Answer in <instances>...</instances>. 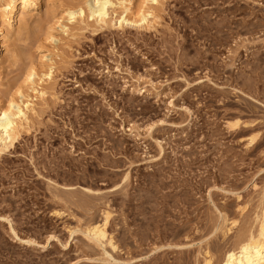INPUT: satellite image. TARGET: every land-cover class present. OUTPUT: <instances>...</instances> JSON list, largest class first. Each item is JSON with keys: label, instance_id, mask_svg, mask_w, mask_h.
<instances>
[{"label": "rangeland", "instance_id": "1", "mask_svg": "<svg viewBox=\"0 0 264 264\" xmlns=\"http://www.w3.org/2000/svg\"><path fill=\"white\" fill-rule=\"evenodd\" d=\"M85 2L42 0L1 43L0 104L27 118L0 264H221L264 207V0H161L133 26L67 15ZM32 62L50 74L27 86ZM107 211L114 247L85 234Z\"/></svg>", "mask_w": 264, "mask_h": 264}, {"label": "bare ground", "instance_id": "2", "mask_svg": "<svg viewBox=\"0 0 264 264\" xmlns=\"http://www.w3.org/2000/svg\"><path fill=\"white\" fill-rule=\"evenodd\" d=\"M41 2L42 0H0V18L3 19L7 28L6 34L3 36V39L0 40V47L1 43L4 45L6 38L10 36V34L14 33L16 30L22 32L25 26H27V16H29V11L31 9H39ZM160 2L161 0H87V2H85L86 4L80 5L77 10H67V15H69L71 19H74L76 16L85 17L87 15L88 17H92L99 26H105L108 23L113 24V19L115 20L118 14L112 19L111 15L120 10V16L117 18L120 25L124 23L132 26L142 25L147 21L148 10H146V8L153 7ZM83 19L85 18H82V20ZM15 22H18V26H15ZM59 25H61V23ZM52 32L53 27L49 25L47 28V38L52 36ZM45 57L46 56L44 55L43 58ZM42 69L43 67L41 68L32 62L26 70L24 83L27 86H31L33 82L36 81V76L39 77L41 75L43 77V75L48 76V74H50L48 72L49 69L47 71L48 74L45 69V72ZM21 88L22 87H19L18 94H22ZM8 101V103L6 102L7 104H0V156L3 152H6V150L13 146L19 136V121L22 118H27V111L21 108L19 103H17L18 101L16 102L14 98H11ZM238 124L239 121L234 123V125ZM253 141L254 138L251 139L250 143ZM103 215V220L89 225L85 229V234H87L90 240L96 242V244H110L114 247L113 238L109 237L107 231L110 213L107 211ZM236 221L232 220L233 226L234 224H237ZM257 223V227L254 230H251L250 232L247 230L249 233L246 232L247 234L239 237L234 246L226 252L221 264H264V207L258 216ZM232 227L226 229L227 233ZM225 232L224 234L226 235L227 233ZM201 253H203L201 262L198 260V263L196 264H217L215 260L216 258L210 250L206 249Z\"/></svg>", "mask_w": 264, "mask_h": 264}]
</instances>
